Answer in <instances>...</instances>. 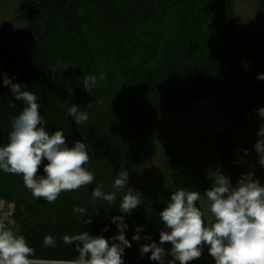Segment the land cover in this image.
Returning <instances> with one entry per match:
<instances>
[{
	"label": "trees",
	"instance_id": "trees-1",
	"mask_svg": "<svg viewBox=\"0 0 264 264\" xmlns=\"http://www.w3.org/2000/svg\"><path fill=\"white\" fill-rule=\"evenodd\" d=\"M231 7V0L21 3L24 24L0 41V147L9 142L12 119L25 106L3 86L6 75L36 95L46 131H63L70 147L77 141L86 145L90 161L85 167L95 175L91 185L62 192L48 203L32 196L21 175L0 170V201L13 205L7 219L34 249L32 258L43 261L39 264L78 258L76 244H64V236L86 231L111 243L118 234L115 216L124 217L125 236L132 244L124 249V264H158L151 253L141 255V245L159 244L164 227L159 213L172 192L194 190L186 185L189 175L178 151L169 167L153 164L147 169L143 163L140 141L167 123V110L214 96L225 119L213 138L226 175L233 186L248 173L255 179L253 150L262 107L256 63L264 42L227 16ZM89 76L96 77L91 93L83 87ZM71 105L87 113L88 120L77 125L66 114ZM43 164L38 175H45ZM121 170L128 172L126 187L141 193L142 204L131 214L119 209L127 188H113ZM101 184L105 193H116L114 203L92 199V189ZM76 207L85 212H75ZM197 207L202 208L200 201ZM204 219L207 224L206 213ZM137 226L141 239L134 241ZM47 235L55 237V247L44 246ZM161 247L168 264L171 245ZM189 264L215 261L205 246L202 256Z\"/></svg>",
	"mask_w": 264,
	"mask_h": 264
},
{
	"label": "clouds",
	"instance_id": "clouds-1",
	"mask_svg": "<svg viewBox=\"0 0 264 264\" xmlns=\"http://www.w3.org/2000/svg\"><path fill=\"white\" fill-rule=\"evenodd\" d=\"M258 78L264 79V75ZM3 86L10 87L15 100L23 101L25 106L12 119L9 142L0 147V170L21 175L24 186L32 196L43 198L48 203H54L62 192L91 185L95 175L85 167L90 161L86 145L77 141L70 147L63 131L57 130L51 134L46 131L42 126L36 95L23 90L21 84L13 83L11 78L4 75ZM95 86L96 77L85 78L83 87L86 91L91 93ZM79 109L71 105L66 113L77 125L88 120L87 113ZM257 112L264 118V107ZM257 135L260 139L254 147L259 164L264 166V124ZM44 160H47L46 164H43ZM42 164L45 175H38ZM128 179V172L121 170L113 183L115 189L127 188L119 204L120 212L124 214H131L142 204L141 193L126 187ZM201 196L198 191L183 188L172 192L170 202L159 213L164 225L159 244L151 242L141 245V255L151 253V260L165 264L166 252L161 245L168 243L173 258L168 264L177 261L179 264H189L202 256L205 246L215 264H264V185L248 173L233 186L227 176L217 172L213 185L203 195L204 210L197 207ZM92 199L114 203L116 193H105L101 184L92 189ZM74 211L83 214L85 209L76 207ZM206 211L211 214L207 224L204 219ZM86 222L91 223V220L87 219ZM112 222L116 224L118 234L111 237V243L102 235L93 236L86 231L64 236L63 243H75L79 255L62 264H124V249L132 247L125 236L128 225L123 216L113 217ZM13 226V220L0 218V264H39L32 258L34 249L23 235L17 234ZM107 230L105 227L104 231ZM141 230L140 226L136 227L132 240L141 239ZM43 244L45 247H55L56 239L47 235Z\"/></svg>",
	"mask_w": 264,
	"mask_h": 264
},
{
	"label": "rangeland",
	"instance_id": "rangeland-1",
	"mask_svg": "<svg viewBox=\"0 0 264 264\" xmlns=\"http://www.w3.org/2000/svg\"><path fill=\"white\" fill-rule=\"evenodd\" d=\"M23 1L0 0V41L24 24L20 19V5ZM211 1L213 3L217 0ZM231 1V11L226 12L227 16H233L247 35L259 37L258 41L264 42V6L261 5V0ZM212 15L210 12V17ZM225 92L226 90L223 93ZM166 117L167 123L163 127L141 139L143 163L147 169L153 164H168L169 167V159L176 158L175 151H178L189 175L186 185L202 195L200 202L203 208V195L213 185L214 176L217 172L227 176L213 138L214 133L223 128L224 116L217 99L208 96L167 110ZM12 206L5 205L1 200L0 215L7 218ZM205 213L209 221L211 214L207 211Z\"/></svg>",
	"mask_w": 264,
	"mask_h": 264
},
{
	"label": "water",
	"instance_id": "water-1",
	"mask_svg": "<svg viewBox=\"0 0 264 264\" xmlns=\"http://www.w3.org/2000/svg\"><path fill=\"white\" fill-rule=\"evenodd\" d=\"M260 75H264V48L259 51L256 63V82L262 96V107H264V79H259ZM262 124H264V118L260 117L259 128Z\"/></svg>",
	"mask_w": 264,
	"mask_h": 264
},
{
	"label": "flooded vegetation",
	"instance_id": "flooded-vegetation-1",
	"mask_svg": "<svg viewBox=\"0 0 264 264\" xmlns=\"http://www.w3.org/2000/svg\"><path fill=\"white\" fill-rule=\"evenodd\" d=\"M253 154H254V158H253V163H254V175L255 177H257V179L260 181V182H264V166H261L259 164V157H258V154L255 150V147H254V150H253Z\"/></svg>",
	"mask_w": 264,
	"mask_h": 264
},
{
	"label": "crops",
	"instance_id": "crops-1",
	"mask_svg": "<svg viewBox=\"0 0 264 264\" xmlns=\"http://www.w3.org/2000/svg\"><path fill=\"white\" fill-rule=\"evenodd\" d=\"M224 127V126H223ZM221 130V129H220ZM225 171V170H224ZM255 179H257V177H255ZM261 184L264 183V182H260ZM201 203V202H200ZM202 206V205H201Z\"/></svg>",
	"mask_w": 264,
	"mask_h": 264
},
{
	"label": "built area",
	"instance_id": "built-area-1",
	"mask_svg": "<svg viewBox=\"0 0 264 264\" xmlns=\"http://www.w3.org/2000/svg\"><path fill=\"white\" fill-rule=\"evenodd\" d=\"M37 261H38V262H39V261L43 262L42 260H37Z\"/></svg>",
	"mask_w": 264,
	"mask_h": 264
}]
</instances>
